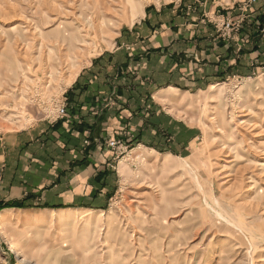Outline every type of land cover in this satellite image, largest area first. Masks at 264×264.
I'll list each match as a JSON object with an SVG mask.
<instances>
[{"label":"rangeland","instance_id":"374dc122","mask_svg":"<svg viewBox=\"0 0 264 264\" xmlns=\"http://www.w3.org/2000/svg\"><path fill=\"white\" fill-rule=\"evenodd\" d=\"M260 1L0 0V264H264ZM175 2L199 31L192 38L232 41L237 54L253 58L252 70L228 71L200 88L171 78L156 96L168 130L145 144L125 127L106 141L113 156L94 176L95 189L76 195L88 198L89 210L59 205L41 212L32 203L39 194L25 188L26 176L34 180L40 170L24 160L21 144L42 143L35 142L40 130L62 120L101 126L104 111L118 101L116 86L98 94L89 123L72 104L76 79L97 69L94 61L114 51L119 32L133 28L149 8ZM62 214L71 216L64 224ZM24 222L30 227L22 230Z\"/></svg>","mask_w":264,"mask_h":264},{"label":"crops","instance_id":"0c3cea01","mask_svg":"<svg viewBox=\"0 0 264 264\" xmlns=\"http://www.w3.org/2000/svg\"><path fill=\"white\" fill-rule=\"evenodd\" d=\"M175 4L172 8H149L133 28L119 32V37L123 38L114 51L103 53L101 58L94 61L97 69L91 71V74L83 73L76 79L71 90L72 104L76 109L80 107L76 112L89 123L93 122V117L88 108L98 99V94L110 85L116 86L118 101L115 106L104 111L106 121L101 122V126L98 127L96 123L90 128L81 122L72 127L68 121L62 120L55 127L47 125V131L40 130L43 132L41 135L37 133L40 137L35 142H42L35 144H39L37 149L32 138L21 144L25 149L24 160L40 170L36 172L34 180H31L32 175L26 176L29 183L25 188L32 185L31 192L39 194L32 199V203L43 207L39 209L41 212L55 211L53 207L59 205H72L66 207L68 209L89 210L91 204L86 200L88 198L76 195L84 196L95 189L92 188L96 181L94 176L104 169L107 160L113 156L112 149L105 146L106 141L121 133L125 127L134 130L136 135L140 133L141 142L149 141L145 144L151 141L154 144L160 134L168 130V117L159 115L160 103L156 96L168 88L163 86H169L167 84L171 78L177 77L176 84L184 81V86L192 84L200 88L218 80L228 71L234 73L240 68L252 70L253 58L249 61L246 52L237 54L238 46L232 41L216 45L215 38H209L211 34H203L199 41L194 39L192 35L199 31L190 28L191 24L183 17L182 11L177 9V2ZM258 7L259 12H264V0L260 1ZM228 46H231L229 55L226 52ZM242 46L244 50L248 49V44ZM136 67L138 70L133 71L132 68ZM119 72L121 75L116 77ZM148 96L154 102L147 99ZM89 130L92 131L90 147L84 145ZM50 139L54 144L50 143ZM44 162L49 165L60 162L63 166L60 165L52 172ZM85 162L88 165H84ZM73 163L75 165L71 167ZM104 175L107 178L109 174ZM22 182L26 183V180ZM106 182L107 179L102 184L103 189ZM11 188L20 190L17 186ZM76 205L83 206L75 208Z\"/></svg>","mask_w":264,"mask_h":264},{"label":"bare ground","instance_id":"6f19581e","mask_svg":"<svg viewBox=\"0 0 264 264\" xmlns=\"http://www.w3.org/2000/svg\"><path fill=\"white\" fill-rule=\"evenodd\" d=\"M78 39H79V41L85 42V40L82 39V38H78ZM75 75H76V73H73L71 75V77L69 78L68 82L72 81L75 78ZM218 216L223 217V215H221V214H218ZM70 218H71V216L68 217L67 214H62V215L59 216V222L64 224ZM2 221H3V214H0V223ZM28 224H29V222H24V229L22 228V230L28 229L30 227V225H28Z\"/></svg>","mask_w":264,"mask_h":264},{"label":"built area","instance_id":"2783aa9c","mask_svg":"<svg viewBox=\"0 0 264 264\" xmlns=\"http://www.w3.org/2000/svg\"><path fill=\"white\" fill-rule=\"evenodd\" d=\"M63 109H61L60 111L62 112Z\"/></svg>","mask_w":264,"mask_h":264}]
</instances>
